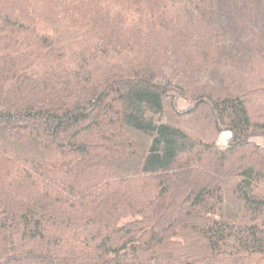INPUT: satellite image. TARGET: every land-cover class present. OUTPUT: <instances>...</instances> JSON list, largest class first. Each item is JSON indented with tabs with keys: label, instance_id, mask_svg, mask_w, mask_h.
Wrapping results in <instances>:
<instances>
[{
	"label": "trees",
	"instance_id": "16d2710c",
	"mask_svg": "<svg viewBox=\"0 0 264 264\" xmlns=\"http://www.w3.org/2000/svg\"><path fill=\"white\" fill-rule=\"evenodd\" d=\"M257 139L264 0H0V264H264Z\"/></svg>",
	"mask_w": 264,
	"mask_h": 264
},
{
	"label": "rangeland",
	"instance_id": "374dc122",
	"mask_svg": "<svg viewBox=\"0 0 264 264\" xmlns=\"http://www.w3.org/2000/svg\"><path fill=\"white\" fill-rule=\"evenodd\" d=\"M186 103L184 102V101H181L180 102V106H181V108L182 109H184V108H186ZM193 125V124H192ZM194 127V126H193ZM231 137H232V134L230 133V132H224L223 134H221V136L218 138V145L220 146V147H227V145H228V143H229V141H230V139H231ZM256 142L257 143H259V144H263L264 145V140L263 139H257L256 140Z\"/></svg>",
	"mask_w": 264,
	"mask_h": 264
}]
</instances>
